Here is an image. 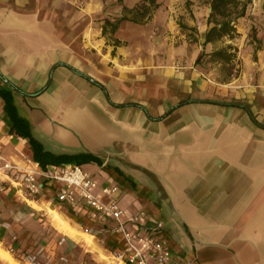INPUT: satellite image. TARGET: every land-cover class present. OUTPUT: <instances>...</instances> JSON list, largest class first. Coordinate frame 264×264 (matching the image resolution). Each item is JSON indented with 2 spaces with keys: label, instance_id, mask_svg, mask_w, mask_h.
<instances>
[{
  "label": "crops",
  "instance_id": "0c3cea01",
  "mask_svg": "<svg viewBox=\"0 0 264 264\" xmlns=\"http://www.w3.org/2000/svg\"><path fill=\"white\" fill-rule=\"evenodd\" d=\"M106 1L0 0V86L12 91L18 116L47 150L91 153L103 160L91 164L98 171L152 193L156 204L126 192L123 206L164 220V238L194 264H264V79L247 94L235 83L217 88L199 70L216 44L204 46L210 3L186 19L196 42L178 10L160 7L146 25L122 23L115 45L103 36V20L114 21ZM253 1L246 16L264 20L263 3ZM255 29L264 62V26ZM4 106L0 97L4 155L33 160L28 142L10 135ZM54 196L39 204L50 207ZM1 204L18 207L9 219L0 214V245L13 257L24 239L11 236L24 233V216L38 215L0 190Z\"/></svg>",
  "mask_w": 264,
  "mask_h": 264
},
{
  "label": "built area",
  "instance_id": "2783aa9c",
  "mask_svg": "<svg viewBox=\"0 0 264 264\" xmlns=\"http://www.w3.org/2000/svg\"><path fill=\"white\" fill-rule=\"evenodd\" d=\"M48 184H51L50 188ZM52 189L55 196L50 207L62 214L63 210L71 211L89 224V227L82 222L77 224L83 234L102 245L111 237L121 240V251L106 249L118 264H194L170 247L164 238V220L142 206L135 209L123 206L128 194L112 175L99 171L96 177L80 165L49 166L43 170L34 160L20 162L5 156L0 146L2 192H8L30 207L44 200ZM37 211L38 217L45 216L44 210ZM14 252L13 248L9 250V253Z\"/></svg>",
  "mask_w": 264,
  "mask_h": 264
},
{
  "label": "rangeland",
  "instance_id": "374dc122",
  "mask_svg": "<svg viewBox=\"0 0 264 264\" xmlns=\"http://www.w3.org/2000/svg\"><path fill=\"white\" fill-rule=\"evenodd\" d=\"M125 1L123 4H120L119 1H106V13L109 18L114 20L113 22L123 15V6H126ZM142 1L136 0L137 5ZM243 1H250L248 10L250 7H254L253 0ZM210 2L211 0H164L161 3V7H167L170 12L178 10L177 23L181 28L182 26L186 27V29H182V32L187 33L190 39L196 42L198 41V31L195 27L187 26L186 19H194L193 10L199 6L208 5ZM262 3L264 10V0H260L258 6L261 7ZM179 10L182 15L179 14ZM257 23L264 26V20L260 15L258 21L251 20V17L245 16L236 25L235 38L225 37L217 42L213 49L204 51L200 56V63L197 64L199 70L214 83L215 87L228 88L226 87L228 84L235 83V89L251 94L264 79V62L260 55L263 50V43L257 38L258 30L255 29V24ZM239 30H241V33H238ZM107 41L110 44H114L115 39L113 36H108ZM229 46H232L233 49H229ZM217 51H227L229 54H235L236 58L227 64L212 57V54ZM83 166L87 171L95 174L96 177L98 176L99 171L96 167L91 166V164ZM129 181V184H122L126 192L131 193L134 197L145 199L146 203H157V199L152 193H149L143 187L140 188V186L133 184L132 179H129ZM13 205V208H10L6 204H1L0 214L8 213L9 217L7 219H9L10 215L13 216L14 214L12 213H16L18 209L16 204ZM26 206L24 204L23 207L27 208ZM31 207L33 209H28V212L37 214V210H44L43 214L45 216L43 218L37 217L36 220L35 217L28 218L24 216L23 220H21L24 221V233L22 230H18L14 231L12 236L10 235L12 238H17L16 240L12 239L15 244L24 239V243L23 241L20 243L21 247L24 246V252L13 255V259L17 264H118L106 252V249H108L107 241L102 245L97 240L83 234L77 224L82 222L86 227H89V224L76 217L71 211L63 210V214L56 213L60 215L63 221L69 223L68 225L75 231L73 236H69L59 229L57 222L54 220L55 208H50L47 204H32ZM1 220L3 221L2 217ZM63 239H66V241L64 242ZM68 240H72L74 243L72 241V243H69ZM168 242L172 249L178 252L181 251V247L176 245L172 238H169ZM5 245L7 246V243L3 246L0 245V248L4 249V251L6 250ZM16 259L21 261V263H18ZM0 262L1 264H8L1 258Z\"/></svg>",
  "mask_w": 264,
  "mask_h": 264
},
{
  "label": "trees",
  "instance_id": "16d2710c",
  "mask_svg": "<svg viewBox=\"0 0 264 264\" xmlns=\"http://www.w3.org/2000/svg\"><path fill=\"white\" fill-rule=\"evenodd\" d=\"M118 1L120 4L124 2V0ZM249 3L250 1L244 2L243 0H211L210 5L212 12L208 18L209 30L204 46L217 43L225 37H230L231 39L235 38L237 32L236 25L240 19L245 18ZM160 7L161 4L159 0H143L133 9L123 6V15L115 22L104 20L103 36H113L124 22H131L137 25L148 24ZM182 29H186V27L182 26ZM114 43L115 45L120 44L117 40H115ZM228 48L233 49L232 46ZM212 57L227 64L231 63L236 58L235 54H229L227 51L214 52ZM200 60L201 59L198 60L197 64L200 63ZM0 97L5 103L4 111L7 117L12 121L10 135H15L28 142L30 150L33 153V160L39 163L43 170H47L49 166L60 165L83 166L93 163L99 166L103 165V160L101 158L88 152L74 155H58L47 150L42 143L33 137L29 123L18 116L13 101L12 91L0 86ZM107 243L109 250L114 252L122 250V242L117 237L109 238Z\"/></svg>",
  "mask_w": 264,
  "mask_h": 264
},
{
  "label": "bare ground",
  "instance_id": "6f19581e",
  "mask_svg": "<svg viewBox=\"0 0 264 264\" xmlns=\"http://www.w3.org/2000/svg\"><path fill=\"white\" fill-rule=\"evenodd\" d=\"M54 220L57 222L56 224L58 225L61 231H64V233L68 234L69 236L70 235L73 236L75 234L73 233L75 231H73V229H71V226L68 225L69 223L63 221L60 215L56 212H54ZM0 258L6 261L8 264H17L14 261L13 257L8 252L4 251L1 248H0Z\"/></svg>",
  "mask_w": 264,
  "mask_h": 264
},
{
  "label": "water",
  "instance_id": "95a60500",
  "mask_svg": "<svg viewBox=\"0 0 264 264\" xmlns=\"http://www.w3.org/2000/svg\"><path fill=\"white\" fill-rule=\"evenodd\" d=\"M221 103V102H220ZM221 104H223V103H221ZM224 104H230V103H224ZM237 105V104H236ZM255 120V119H254Z\"/></svg>",
  "mask_w": 264,
  "mask_h": 264
}]
</instances>
